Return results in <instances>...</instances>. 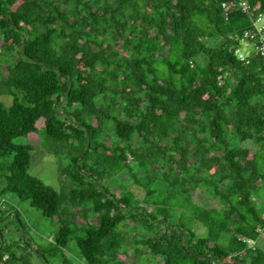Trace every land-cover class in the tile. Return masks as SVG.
Wrapping results in <instances>:
<instances>
[{
	"label": "trees",
	"instance_id": "trees-1",
	"mask_svg": "<svg viewBox=\"0 0 264 264\" xmlns=\"http://www.w3.org/2000/svg\"><path fill=\"white\" fill-rule=\"evenodd\" d=\"M223 1L0 0V94L13 99L0 101V195L58 220L51 254L28 244L46 262L75 237L86 264H128L138 244L159 264H264V59L236 54L231 36L252 22L226 20ZM41 130L76 153L62 168L71 211L16 142ZM8 204L0 221L19 215ZM132 225L149 234L130 241ZM8 230L0 264L23 257Z\"/></svg>",
	"mask_w": 264,
	"mask_h": 264
},
{
	"label": "rangeland",
	"instance_id": "rangeland-1",
	"mask_svg": "<svg viewBox=\"0 0 264 264\" xmlns=\"http://www.w3.org/2000/svg\"><path fill=\"white\" fill-rule=\"evenodd\" d=\"M253 47L249 42H243L242 51L245 54L251 53ZM12 100V96L0 94V101L7 106L12 104ZM36 137L35 139L19 137L16 142L29 143L34 146L31 151L30 172L58 190L61 195L62 208L71 211L73 207L70 199L72 186L70 179L63 175L62 168L70 163L71 156L76 153H70L72 146L68 143L62 145L61 142L49 138L42 130L39 132V138ZM6 163L4 162V164ZM118 185L115 184L117 187L113 190L117 191L120 188ZM0 199H7L8 205L13 206L19 213L17 215L14 211L8 212L4 219L0 221V226L8 227L9 230L5 234L6 239L8 242H12L14 252L23 255L22 260L16 258L7 262L3 261L1 264H86L80 257L75 237L63 251L57 250L58 254L51 255L50 262H46L44 256L35 252L28 244L32 243L40 246V249L44 250L47 255L51 254L56 248L54 242L59 226L58 220L45 216L39 208L33 207L29 201L20 199L14 193L0 195ZM194 226L199 234L207 232L206 227L199 222L195 223ZM123 230L128 233L129 240L133 237L140 238L142 232L149 234L138 225L137 227L133 225L124 227ZM138 246L144 252L136 256L134 247L132 245L128 247L125 259L128 264H159L158 257L147 253L142 244H138Z\"/></svg>",
	"mask_w": 264,
	"mask_h": 264
},
{
	"label": "built area",
	"instance_id": "built-area-1",
	"mask_svg": "<svg viewBox=\"0 0 264 264\" xmlns=\"http://www.w3.org/2000/svg\"><path fill=\"white\" fill-rule=\"evenodd\" d=\"M221 8L226 20L229 19L230 14L235 9H241L251 19L252 25L250 28L245 29L242 34L237 33L231 36L240 43L236 49V54L239 58L244 60L250 54H258L264 59V13L259 12L257 7L248 0H226L221 3ZM243 42H249L254 46L251 53L245 54L242 51ZM220 82H222L221 78ZM7 258L8 255L6 254L3 257V261H6Z\"/></svg>",
	"mask_w": 264,
	"mask_h": 264
},
{
	"label": "water",
	"instance_id": "water-1",
	"mask_svg": "<svg viewBox=\"0 0 264 264\" xmlns=\"http://www.w3.org/2000/svg\"><path fill=\"white\" fill-rule=\"evenodd\" d=\"M3 239V238H2Z\"/></svg>",
	"mask_w": 264,
	"mask_h": 264
}]
</instances>
